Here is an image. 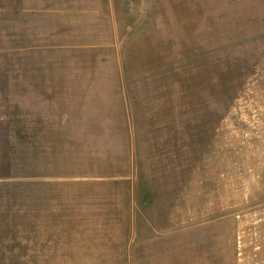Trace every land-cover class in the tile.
<instances>
[{"label": "rangeland", "instance_id": "374dc122", "mask_svg": "<svg viewBox=\"0 0 264 264\" xmlns=\"http://www.w3.org/2000/svg\"><path fill=\"white\" fill-rule=\"evenodd\" d=\"M0 264H264V0H0Z\"/></svg>", "mask_w": 264, "mask_h": 264}]
</instances>
